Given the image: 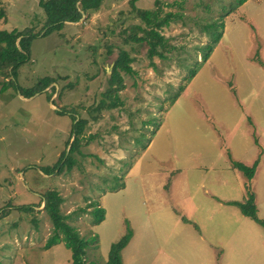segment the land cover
Wrapping results in <instances>:
<instances>
[{
    "label": "rangeland",
    "instance_id": "rangeland-1",
    "mask_svg": "<svg viewBox=\"0 0 264 264\" xmlns=\"http://www.w3.org/2000/svg\"><path fill=\"white\" fill-rule=\"evenodd\" d=\"M232 2L102 0L97 10L44 35L39 0H0V30L33 35L17 84L31 88L42 77L54 79L24 97L12 86L1 92L13 77L0 75V264H70L62 241L44 248L52 224L39 200L47 189L63 198L67 222L85 239L95 238L85 249L91 264H105L111 243L127 228L132 236L122 264H264V228L228 203L255 192L256 214L264 219V0H246L220 26ZM157 8L160 17L175 15L159 29L170 50L158 46L166 57L153 56L151 64L148 44L129 37L144 25L137 9ZM212 22L223 34L201 63L199 49L211 40L204 25ZM120 50L133 58L134 74L119 73L122 103L113 107L105 93ZM191 68L196 72L188 78ZM179 86L185 92L165 111ZM166 113L161 135L184 141L159 144V136L147 147ZM79 118L86 124L72 168L46 174L68 154ZM219 146L224 154L217 158ZM225 151L260 157L253 182L243 172L235 186L229 182L230 170L218 167ZM89 202L105 210L94 225L91 213L74 214L91 210Z\"/></svg>",
    "mask_w": 264,
    "mask_h": 264
},
{
    "label": "trees",
    "instance_id": "trees-1",
    "mask_svg": "<svg viewBox=\"0 0 264 264\" xmlns=\"http://www.w3.org/2000/svg\"><path fill=\"white\" fill-rule=\"evenodd\" d=\"M132 1L134 2L135 0ZM245 1L246 0H234V2L229 5L228 9L224 13L220 14V26H223L224 17L230 12H233L235 8L243 4ZM101 3L102 0H39V6L43 8L46 14L44 28L47 29L44 32V35L52 32L53 30L62 28L64 22L66 21L75 22L82 17L83 13L89 14L92 11L97 10ZM137 14L144 25L135 26L134 29L137 32H141V34L138 35L137 32H134V34L129 38L136 41H144L148 44L149 48L147 50V57L151 59L150 62L153 64V56H158L160 58L166 57L161 50L157 49L158 46H160L163 50L168 48L167 39L159 31V29L162 26L167 25L175 14L166 13L163 17H160L159 8L137 9ZM2 16H4V12L0 11V18ZM217 26L218 24L216 22L204 25V30L209 32L211 40L199 49L201 53V60L199 62L201 63L207 60L214 46L218 43L223 34L222 30H217ZM30 32L32 31L24 30L19 32H10L0 30V75L6 77L11 75L13 77L7 82L4 81V87L1 92L6 90L9 86H12L13 89L19 90L24 97H30L34 93L43 90L54 82L53 78L45 76L40 78L38 83L31 88H23L17 84L18 81L15 78V73L19 65L24 63L29 55V46L31 38L33 37ZM28 34L29 36H27ZM19 37L21 38L16 41ZM169 50L170 48L167 49V51ZM132 61L133 58L126 50H120L115 58L113 73L111 74V79L109 81H113V86L115 87L109 86L105 93V96L113 98V107L122 103L119 98V91L122 90L124 85L119 73L124 72L128 75L134 74V70L131 67ZM195 72V68L189 69L188 78L192 77ZM115 80H117V82ZM183 90L184 86H179L178 91L174 94L175 96L171 100L172 103L179 97ZM85 124L86 119L84 118H79L72 124L70 133L74 136V140L71 143L68 154L65 155L62 152L60 158L54 166L47 167L48 172L46 174L53 173L57 168H59L60 171L63 167H66L69 170L72 168L74 159L72 158L71 153L78 148L80 140L79 136L82 134ZM257 162L258 161L256 160L253 165L247 166L241 162L232 161V165L234 168L243 172L247 179H251L254 175ZM41 196L42 198L39 202L44 203L43 209L47 213L52 224V233L47 239L44 248L47 249L62 241L71 252L70 264H91L85 260V249L90 242L95 241V238L92 237L91 241H89V239H85L72 225L67 222L70 215H65L61 212L60 204L62 203L63 198L55 189H47L41 194ZM228 203L237 206L244 216L252 219L264 228V219H260L256 214L257 208L254 202V194L252 192H247L243 201H230ZM89 204V207H93L91 210H87L88 206L80 207L74 211V214L89 212L93 217V225L101 222L105 218V210L96 203L89 202ZM131 236L132 232L129 228H127L126 233L121 238L111 243L105 264H122L121 251L128 244Z\"/></svg>",
    "mask_w": 264,
    "mask_h": 264
},
{
    "label": "crops",
    "instance_id": "crops-1",
    "mask_svg": "<svg viewBox=\"0 0 264 264\" xmlns=\"http://www.w3.org/2000/svg\"><path fill=\"white\" fill-rule=\"evenodd\" d=\"M185 91H183V93H184ZM182 96V95H181ZM177 100H179V98H177L165 111H169L170 109H171V107L175 104V102L177 101ZM168 113H166L165 114V116H163L162 115V117H163V121L161 122V124H160V128L157 130V132H156V134L150 139V141H149V143H148V145H147V147H152L155 143H156V141H157V139H158V137L159 136H161V139H160V142H159V144H163V143H165L166 141H168V139H171V138H173L174 139V141L176 142V143H182L183 141H184V138H182V139H180V141H178V139H176L175 137H169V136H165V135H161L162 134V131L164 130V128H166V115H167ZM161 120H162V118H161ZM168 129L169 130H175V128H174V126H172V125H169L168 126ZM159 131H161V133L159 132ZM258 143V142H257ZM158 144V145H159ZM227 148V147H226ZM217 151H218V154L216 155V157L217 158H219L220 157V154H221V152L224 154V149L222 148V147H218L217 149H216ZM225 155H226V157L224 158V163H222L220 166H218V167H221V168H225V169H228V170H230V174H231V177H226L228 180H229V182L231 183V184H233L234 186H235V183H238L237 181H239V178H240V175H239V173H241V171L240 170H238V169H236V168H234L232 165H231V160H233V161H237V162H241V163H243V164H245V165H247V166H251V165H253V163L256 161V159L255 160H252L251 158L250 159H247V160H245V159H242L241 157H240V155H235L234 153L232 154V156L230 157V156H227V154H226V151H225ZM257 165H256V168H255V172H254V175L256 174V172H257V170H258V167H259V165H260V163H261V160H260V157H259V159H257ZM197 168H200V166H198V165H195ZM165 167H168V166H164V168ZM206 168V171H208V170H211V172L212 173H210V175H213V173H215V171H214V169L212 168V167H209V168H207V167H205ZM176 170H181V168H177ZM207 173V172H206ZM242 174V173H241ZM209 175V174H208ZM254 175H253V177L251 178V179H249L251 182H253V180H254ZM226 182V180L224 181L223 179H222V182L220 183V184H223V183H225ZM204 183H205V180L203 179L202 180V182H200V185H204ZM208 183H210V181L208 180ZM211 184V183H210ZM230 184V185H231ZM201 187V186H200ZM229 189H230V186H229ZM202 194H205V195H207L208 193H207V191L206 190H204L203 192H201ZM253 194H255V192L253 193ZM199 196H200V194H199ZM255 196V195H254ZM207 198V197H206ZM207 201H209L210 202V204H212L213 203V198L212 199H209L208 200V198H207ZM217 201H219V202H221V201H224V198L222 199L221 197H219V196H217ZM42 204H43V202H42ZM201 206H203V205H201V204H199L198 205V207H201ZM211 207H208L207 205L204 207V209H203V211H204V213H207L208 212V210L210 209ZM181 210H183V209H181ZM179 216H180V214H179ZM183 219V220H182ZM177 220V219H176ZM181 220H182V222L184 221V223L185 224H191V223H195V221L194 220H192L191 218H185L184 216H182L181 217ZM178 222V221H177ZM197 226V228H198V225H196ZM198 230H199V228H198Z\"/></svg>",
    "mask_w": 264,
    "mask_h": 264
}]
</instances>
